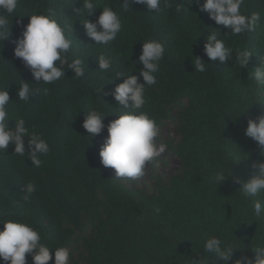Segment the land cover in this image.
Returning a JSON list of instances; mask_svg holds the SVG:
<instances>
[{
    "label": "trees",
    "instance_id": "1",
    "mask_svg": "<svg viewBox=\"0 0 264 264\" xmlns=\"http://www.w3.org/2000/svg\"><path fill=\"white\" fill-rule=\"evenodd\" d=\"M94 2L98 8L90 17L81 10L82 0H18L9 15V34L0 39V88L8 89L12 99L9 125L15 126V118L25 119L50 151L40 157L39 167L27 152L15 154L14 143L0 152V219H19L39 230L42 242L53 248L49 264H54V247L63 245L77 249L71 250L69 264H197L200 258L215 264L203 249L212 236L239 248L229 264L240 256L254 258L251 248L264 245V218L256 219L253 201L264 203V193L245 197L240 189L254 175L253 163L264 160L261 146L245 135L249 118L264 116V85L252 78L255 67H264V0H244L241 12H259L261 20L254 31L239 35L200 12L203 0L191 5L161 0L160 12L134 2L124 11L123 0ZM105 6L117 11L122 29L110 43L95 44L83 22H94ZM49 9L72 40L69 60L82 59L85 75L77 79L65 65V76L46 85L35 80L14 49L30 15ZM213 31H220L218 38L234 51L252 52L246 67L236 63L235 52L224 64L211 62L204 45ZM149 39L159 40L165 54L157 82L146 86V103L137 111L149 113L161 128L174 123V135L163 144L179 164L169 174H159L150 162L147 180L116 178L99 157L107 128L91 136L83 121L91 109L107 114L105 125L129 110L110 93L126 75H139L143 65L138 58ZM101 54L112 60L107 72L99 69ZM196 56L205 60L204 73L195 71ZM118 73L125 75L116 77ZM21 79L48 88V94L19 100ZM218 170L231 175L217 186L212 177ZM29 182L35 185L32 194L26 193ZM26 258L33 264L32 254Z\"/></svg>",
    "mask_w": 264,
    "mask_h": 264
},
{
    "label": "clouds",
    "instance_id": "2",
    "mask_svg": "<svg viewBox=\"0 0 264 264\" xmlns=\"http://www.w3.org/2000/svg\"><path fill=\"white\" fill-rule=\"evenodd\" d=\"M133 2L144 5L148 12L161 11V0H123V10L127 11L129 4L132 5ZM187 2L191 5L199 3V0H187ZM82 3L81 10L87 12L88 17L92 16L98 8L94 0H82ZM243 3L244 0H203L199 10L207 13L209 19L215 21L217 25L229 29L232 35H239L254 31L261 20L259 12H253L250 16L242 13ZM17 4L18 0H0V39L4 40L9 34L7 31L10 24L9 15L15 12ZM181 10L182 7L176 9L178 12ZM83 25L87 36L92 38L95 44L110 43L116 39L122 29L119 14L110 6L103 7V11L94 22L87 18ZM219 36L220 31H213L206 37L204 53L211 62L224 64L233 59L235 52L236 63L246 67L252 52L247 49L234 51L226 46L225 42L218 38ZM71 47L72 40L67 38L65 28L58 21L55 11L49 9L46 13L30 15L29 22L16 40L14 55L31 70L38 83L48 85L65 76V65L72 71L75 78L78 79L85 75L82 59L69 60L67 54ZM164 54L165 47L159 40H145L138 58L139 63L143 65L139 70V75L132 74L133 72L126 75V79L117 84L110 93L120 107L129 110L119 113L118 118L105 125L107 114L91 109L83 121L84 129L91 136L99 135L107 128L108 135L100 147L99 157L105 168L114 169L116 178L137 179L142 177L148 163L154 162L156 167L160 166L157 158L166 151V145L160 137L161 122L147 112L137 111L146 103V86L150 87L157 82L156 73L159 71V63ZM98 61L101 71L107 72L111 69V58L101 54L98 56ZM192 62L196 72L204 73L207 70L203 58L196 56ZM255 68L252 78L258 84L264 85V67ZM124 75V73H118L116 77ZM141 77L143 82L140 80ZM18 85V98L25 102L39 96L41 92L47 95L49 91L46 87L34 88L24 79H21ZM98 92H103V88ZM108 94L104 92V95ZM11 100L9 90L0 88V152L7 151L10 143H14L15 154L24 157L27 152L33 165L39 167L42 164L40 157L50 151V146L40 134L29 130L23 118H15V126L10 127L9 121L13 119H10L8 105ZM245 135L261 146L262 155H264V116L249 118ZM25 137L28 138L27 144ZM158 138L161 140L157 141ZM159 142L160 144H157ZM252 167L255 169L254 175L243 183L240 190L245 197L255 198L264 193V160L253 163ZM229 175L231 172L218 170L212 177V182L218 186ZM25 189L26 193L32 194L35 191V185L29 182L25 185ZM24 199H28V196L26 195ZM253 208L257 220L264 218V203L261 200L255 199ZM156 212H159L158 208ZM0 223L3 224V228L0 229V260L5 264L8 262L27 264L26 254L33 255V264H49V261L53 259L51 251L53 248L42 242L39 230L31 224L19 219H0ZM54 248V264H69L71 250L75 252L77 250L66 245ZM203 249L205 253L214 256L215 264L217 262L229 264L233 260L235 250L239 248L212 236L206 239ZM251 249L255 254L254 258L240 256L235 259V264H264V245ZM196 261L197 264H205L201 258Z\"/></svg>",
    "mask_w": 264,
    "mask_h": 264
},
{
    "label": "rangeland",
    "instance_id": "3",
    "mask_svg": "<svg viewBox=\"0 0 264 264\" xmlns=\"http://www.w3.org/2000/svg\"><path fill=\"white\" fill-rule=\"evenodd\" d=\"M174 133H175L174 124L172 122H168L167 124H165L161 128L160 137L163 140H165L168 137H172L174 135ZM157 144H160V142L157 143ZM158 158H161L159 160L160 161V166L157 167L159 174H161L163 172H165L166 174H169L179 164V158L173 153H168L167 152V148H166V151ZM150 172H151V169L149 167H147L145 169V174L142 176L143 179H146V178L148 179V176L150 175Z\"/></svg>",
    "mask_w": 264,
    "mask_h": 264
}]
</instances>
